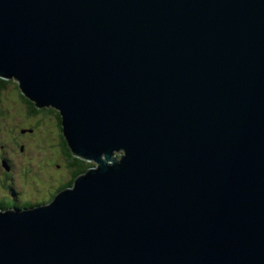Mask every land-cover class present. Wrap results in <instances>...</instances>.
Masks as SVG:
<instances>
[{
    "label": "water",
    "instance_id": "1",
    "mask_svg": "<svg viewBox=\"0 0 264 264\" xmlns=\"http://www.w3.org/2000/svg\"><path fill=\"white\" fill-rule=\"evenodd\" d=\"M0 78L94 164L0 264H264V0H0Z\"/></svg>",
    "mask_w": 264,
    "mask_h": 264
},
{
    "label": "flooded vegetation",
    "instance_id": "2",
    "mask_svg": "<svg viewBox=\"0 0 264 264\" xmlns=\"http://www.w3.org/2000/svg\"><path fill=\"white\" fill-rule=\"evenodd\" d=\"M6 101L14 110L6 112L5 109H2L5 115L3 119L7 117L13 118L8 125L12 130L8 129L7 121L0 120V200L5 201L6 210L12 208L30 209L46 205L52 201L59 191L66 189V186L72 182V179L76 178V175H80L79 170L81 167L87 166L86 164L91 162L80 159L84 163H80L79 167L73 168L69 162L63 160V149L61 147V138L63 137L62 124L58 117L46 111L28 115V107L24 102L16 103L15 99L13 103L7 98ZM14 111L16 114L13 113ZM14 119L18 121L16 122ZM44 130L48 133L49 138L47 141H43L42 145L49 157L41 164V167L35 169V167L30 166L32 161L35 160L34 157H25V152L28 149H32L30 144L33 142L34 137L39 141L37 134ZM42 168L44 170H40ZM49 169H53L54 172L50 173L46 178L44 173H47ZM38 172L37 180L39 182L32 177L33 173ZM55 177L58 179L59 187L52 185V180ZM17 181L18 183H30L31 186L20 185L18 190L14 189L13 191L11 189L12 182ZM48 191H52L53 195L47 201Z\"/></svg>",
    "mask_w": 264,
    "mask_h": 264
},
{
    "label": "trees",
    "instance_id": "3",
    "mask_svg": "<svg viewBox=\"0 0 264 264\" xmlns=\"http://www.w3.org/2000/svg\"><path fill=\"white\" fill-rule=\"evenodd\" d=\"M5 91H8V92L12 91L11 94L9 93V95L11 96V98H7L10 102H13L14 103L15 102V99H16V103L24 102L27 105V107H28L27 114L28 115H30L32 113H35V112H43V111H46V112L50 113L51 115H54L55 117H58L60 119V121H61V124H62V118H61V115H60V113H59V111L57 109L53 108L52 106H43V107L37 108L34 102H32L29 99H27L20 92V90L18 88V83L13 78L7 79V80L0 78V97H2V98H0V103H1V105H0V119H3V117L5 116L4 115V112L2 111V109H5V106H10L14 110V108L6 101V97L4 96L6 94ZM13 113H15V111ZM14 121L17 122L18 120L17 119H14ZM9 124L10 123L7 122V126ZM8 129L12 130V128L10 126H8ZM62 134H63V131H62ZM61 147L63 149V160L69 162V164H71L73 168L79 167V164L80 163H84L82 160H80V158H76V157H74L72 155V153L69 150L68 144H67L64 136L61 138ZM46 160H47V157L46 158H43L42 157V159L40 161L33 160L32 163L30 164V166L31 167H35V169H37V167H41V164L44 163ZM86 165L87 166L81 167V169H82L83 172L81 171V169L79 170L80 171V175L86 173L89 168L94 167V164L93 163H89V164H86ZM89 165H91V166H89ZM40 170H44V168H42ZM52 172H54L53 169H49L47 173L45 172L44 174H45L46 178ZM38 176H39V172L32 174V177L34 179H36L37 182H39V180H37L38 179ZM77 176H79V175H76V177ZM52 183H53L52 185H54L55 187H59L58 186V179H57V177H55L52 180ZM73 183H74V180L72 179V182L68 186H66V187L67 188L72 187ZM12 184H13L12 185L13 187L11 186V189L13 191H14V189L15 190H18V187L20 185L25 186V187L26 186H31L30 183H28V184H26L25 182L18 183V181L17 182H12ZM18 193H19V191H18ZM52 195H53V192L52 191H48L47 201L49 200V198H51ZM0 201H1L0 202V211L6 210L5 208L7 207V205H6L5 201H2V200H0ZM11 210H17V209L12 208Z\"/></svg>",
    "mask_w": 264,
    "mask_h": 264
},
{
    "label": "rangeland",
    "instance_id": "4",
    "mask_svg": "<svg viewBox=\"0 0 264 264\" xmlns=\"http://www.w3.org/2000/svg\"><path fill=\"white\" fill-rule=\"evenodd\" d=\"M5 97L6 98H11V96L9 95V93L11 94L12 91L8 92V91H5ZM4 98V97H3ZM12 108L9 107V106H5V111L6 112H11ZM13 118H10V117H7V118H4V119H0V120H4V121H11ZM37 136L39 137V141H37L36 137H34L33 139V142L30 144V146L32 147V149H28L26 150L25 152V157H34L35 160H38L40 161L43 158H46L49 156V154L47 152L44 151V146L42 145V142L43 141H47L48 138H49V135L48 133L46 132V130L44 131H41V133L37 134ZM40 145V146H39ZM32 150H33V154H32ZM24 157V158H25ZM23 158V159H24ZM22 159V160H23ZM92 163V162H91ZM23 169V168H22ZM82 175V174H81Z\"/></svg>",
    "mask_w": 264,
    "mask_h": 264
},
{
    "label": "clouds",
    "instance_id": "5",
    "mask_svg": "<svg viewBox=\"0 0 264 264\" xmlns=\"http://www.w3.org/2000/svg\"><path fill=\"white\" fill-rule=\"evenodd\" d=\"M30 209H32V208H30ZM17 210H26V209H17Z\"/></svg>",
    "mask_w": 264,
    "mask_h": 264
}]
</instances>
